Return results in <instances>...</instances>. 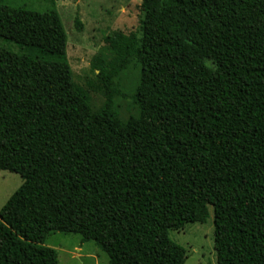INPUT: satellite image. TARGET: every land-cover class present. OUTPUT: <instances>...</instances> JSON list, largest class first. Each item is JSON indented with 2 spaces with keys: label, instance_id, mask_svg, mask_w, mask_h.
Instances as JSON below:
<instances>
[{
  "label": "trees",
  "instance_id": "obj_1",
  "mask_svg": "<svg viewBox=\"0 0 264 264\" xmlns=\"http://www.w3.org/2000/svg\"><path fill=\"white\" fill-rule=\"evenodd\" d=\"M23 3L0 0V170L22 178L0 209V264H56V232L108 264H184L168 231L210 207L216 264H264V0H141L139 29L109 32L113 58L91 63L97 110L54 0ZM134 59L137 114L121 121Z\"/></svg>",
  "mask_w": 264,
  "mask_h": 264
},
{
  "label": "rangeland",
  "instance_id": "obj_2",
  "mask_svg": "<svg viewBox=\"0 0 264 264\" xmlns=\"http://www.w3.org/2000/svg\"><path fill=\"white\" fill-rule=\"evenodd\" d=\"M13 3L29 4L40 11L51 6L50 0H13ZM140 3L141 0H54L67 36L61 50L67 57L75 82L88 89L93 110L100 107L103 97L88 85L95 87L98 83L91 63L97 57L106 61L113 58L105 42L109 32L128 33L139 29ZM40 44L53 47L47 41ZM139 70L140 65L134 59L118 76L123 95L115 98L114 105L121 121L137 114L131 95L139 83ZM21 184L22 178L18 174L0 170V209ZM213 230L210 207L205 223H188L182 230H169L168 237L186 249L184 264H216ZM45 245L56 250V264H108L107 255L93 241L80 243L78 234L56 232L46 238Z\"/></svg>",
  "mask_w": 264,
  "mask_h": 264
}]
</instances>
